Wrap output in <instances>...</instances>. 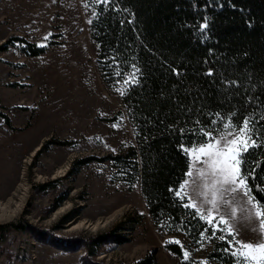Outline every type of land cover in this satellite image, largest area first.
Here are the masks:
<instances>
[{"label":"rangeland","instance_id":"374dc122","mask_svg":"<svg viewBox=\"0 0 264 264\" xmlns=\"http://www.w3.org/2000/svg\"><path fill=\"white\" fill-rule=\"evenodd\" d=\"M98 3L0 0V112L9 122L0 117V202L18 187L29 157L26 199L12 219L0 221V264H128L151 249L154 264H181L163 249L166 241L203 259V244L187 246L180 234L152 225L137 182L129 185L109 160L76 166L67 176L73 161L113 155L133 143L119 101L123 82L105 85L96 68L88 26ZM11 36L47 49L37 56L24 54L16 43L1 49ZM62 140L70 143H55ZM198 155L187 154L186 173L190 167H200L193 164ZM186 179L185 175L177 191H182ZM46 183L51 184L38 188ZM204 188L201 184L198 192ZM185 198L188 204L205 199L203 195ZM197 212L204 215L203 209ZM216 215L213 212L206 219ZM111 216V221L94 230L69 229L80 221ZM97 237L99 243H89ZM239 238L254 241L256 235L245 229Z\"/></svg>","mask_w":264,"mask_h":264},{"label":"trees","instance_id":"16d2710c","mask_svg":"<svg viewBox=\"0 0 264 264\" xmlns=\"http://www.w3.org/2000/svg\"><path fill=\"white\" fill-rule=\"evenodd\" d=\"M88 31L104 84L123 82L119 101L133 143L113 155L73 161L67 176L76 166L109 160L128 184L137 182L156 229L180 234L187 246H205L203 259H185L182 246L166 241L163 249L181 264H237L232 238L220 231L212 235L215 223L185 207L187 199L176 192L188 169L184 148L201 140L202 128L222 131L235 113L231 121L236 124L254 116L264 137V0H107L95 6ZM13 43L28 56L47 49L18 36L7 38L1 49ZM0 117L9 125L1 112ZM241 159L242 170L256 168L255 180L248 183L264 202V146ZM154 263L151 249L128 264Z\"/></svg>","mask_w":264,"mask_h":264},{"label":"snow or ice","instance_id":"6c2138e0","mask_svg":"<svg viewBox=\"0 0 264 264\" xmlns=\"http://www.w3.org/2000/svg\"><path fill=\"white\" fill-rule=\"evenodd\" d=\"M94 2H107V0H94ZM207 25H202V28ZM135 67V66H134ZM141 70L135 69L136 73ZM119 74V73H117ZM135 80V73L131 77ZM231 116H235L232 113ZM223 125L224 131H201V140L193 144L192 149H185L187 154L198 152L193 164L200 167H190L182 191H177L176 195L185 198L191 197L193 200L198 195H203L205 199L199 204H185L200 211L203 209L202 218L215 212L217 215L212 220L215 221V230L226 233L231 237L230 244L234 243L236 250L232 255L237 257V264H264V202L258 201L253 195L249 179L255 180L256 168L242 170V157L251 148L264 146V137L256 129L254 116L246 117L241 123L236 124L231 121ZM264 120V116L260 117ZM199 123V122H197ZM260 165H257V168ZM204 184L203 192H198L200 185ZM192 189L188 192V188ZM264 191V188L260 189ZM235 205V207H233ZM226 211L221 213L220 209ZM225 216L228 219H225ZM250 230L256 235L254 241H243L239 238L241 230ZM203 235V234H202ZM225 239V236H221ZM185 259L189 254L184 253Z\"/></svg>","mask_w":264,"mask_h":264},{"label":"bare ground","instance_id":"6f19581e","mask_svg":"<svg viewBox=\"0 0 264 264\" xmlns=\"http://www.w3.org/2000/svg\"><path fill=\"white\" fill-rule=\"evenodd\" d=\"M29 157L25 160V165L21 173V181L14 191V193L7 198L4 202H0V221H7L10 218L12 219L13 216H15L22 204L24 203V199H26L27 191H28V184L25 179V166L28 164ZM61 171H57L59 173ZM61 211V209H60ZM59 212L56 211L53 216H55ZM112 216L105 219H99L95 222H89V221H80L77 224H73L70 226L69 229H75V228H81L85 230H94L96 228L102 227L105 223L111 221Z\"/></svg>","mask_w":264,"mask_h":264}]
</instances>
